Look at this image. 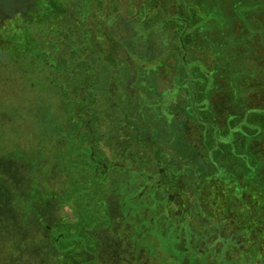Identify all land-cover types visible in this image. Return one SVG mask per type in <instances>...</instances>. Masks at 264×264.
I'll return each mask as SVG.
<instances>
[{"label": "trees", "instance_id": "16d2710c", "mask_svg": "<svg viewBox=\"0 0 264 264\" xmlns=\"http://www.w3.org/2000/svg\"><path fill=\"white\" fill-rule=\"evenodd\" d=\"M171 6L176 9L174 15L170 13ZM225 8L234 14L233 19L252 31L257 18L264 12V0H0V98L5 84L22 75V84H27L24 91L29 92L26 95L31 97L30 93L34 92V98L39 101L35 106L39 111L33 110L31 114L35 121L45 126L43 135L51 132L55 124L52 114H46L52 99L68 116L69 129H60L67 143L56 158L59 166L56 182L66 179L62 209L64 212L69 210L71 216L60 214L58 224L50 228L61 264H95L100 259L101 240L96 233L112 231L108 202L111 192L120 196L121 218L126 224H121L119 218L120 226L113 235L127 242L128 249L132 244L135 249L141 247L139 236L143 235L138 236L136 223L151 218L149 212L153 211L159 218L158 235L154 239L165 235L175 238L171 242L173 250L180 252L176 255L184 257V264H199V261L201 264H230L229 253L232 264H252L249 261L256 255L254 250L242 255L237 248L240 244L232 237L237 230H240V238L247 236L245 227L249 220L252 221V212L259 215L255 228L264 226L261 212L264 189L260 190L251 182L253 168H257L252 165L259 161L258 152L253 156L255 152L247 151L238 139L245 138L253 148L252 140L264 133V112H250V118L253 117L251 127H234L232 133L217 132L215 138L209 130L210 123L195 110L196 107H206V94L197 102L196 91L199 86L203 92L207 91L211 70L207 64L192 60L194 49L202 43L203 50L222 60L229 57L228 49L238 43L231 41L227 45L224 38L216 41L212 36L214 32L220 37L224 22L231 20ZM123 12L128 14L126 20ZM121 17L128 22L126 29L134 33L144 27L152 36L161 35L158 47L150 56L153 62L151 72L162 67L156 61L177 62V90L187 92L186 107L196 113L195 121L205 135L215 172H209V161L208 165L195 162V158L184 155L178 147H172V158L167 160V146L146 135L152 125L142 118L144 103L141 93L137 94L139 101L134 108L147 127L142 131L134 124L138 129L134 128L130 114L125 119L118 118V112L126 116L129 105L127 93L115 92L111 86L116 85L117 67L130 69L129 62L116 61V55L124 49L125 37L118 38ZM101 52L105 56H101ZM101 65L110 67L115 73L107 83L100 81ZM43 83L50 86H43ZM47 89L54 90L52 93L58 99L51 98L52 93L48 95ZM198 103L202 104L199 106ZM21 111L18 107L11 112L10 120L24 122L25 114ZM4 112L0 114L9 121ZM172 121H167L168 132L172 131L176 137L178 131ZM34 154V166L28 165V170L29 177L36 180L40 169L36 162L43 154L38 149ZM225 161L229 164L225 165ZM262 161L264 163V159ZM50 168H41V173L52 175ZM28 199L30 204L32 201ZM31 206L28 217L35 209ZM166 206L169 207L167 210ZM234 214L238 218L237 226L233 224L235 219L230 223L225 218ZM182 217L188 218L184 235L179 232L183 226ZM167 218L169 229L166 233L161 225ZM127 225L133 229L132 235L124 232ZM127 233L131 235V245L130 240L125 239ZM143 234L146 235L145 229ZM149 239L153 238L147 236L146 241ZM183 242L189 243L190 249L181 256L177 244L182 246ZM77 253L79 256H73ZM83 254L93 259L79 261ZM171 260L183 264L175 255Z\"/></svg>", "mask_w": 264, "mask_h": 264}, {"label": "rangeland", "instance_id": "374dc122", "mask_svg": "<svg viewBox=\"0 0 264 264\" xmlns=\"http://www.w3.org/2000/svg\"><path fill=\"white\" fill-rule=\"evenodd\" d=\"M169 9L172 15L176 13L174 6L169 7ZM225 12L231 20L228 23L224 22L225 25L221 28L220 37L214 32L212 36L216 38V41L224 38L226 44L231 43V41H238L236 45H232L228 49L229 57L222 60L217 59L212 52L203 50L200 45L202 43H200L194 49L192 59L195 63L207 64L211 70V81L207 83V91L203 92L200 86L196 91L197 102L203 94H206V107L203 109L196 107L195 110L200 117H203V120L210 123L209 130L215 138L217 132L232 133L234 127L238 128L245 125L251 127L253 117L250 118L252 115L250 112H264V12L257 18V23L254 24L252 31H249L243 23L233 19L234 14L231 11L226 10ZM123 17L126 20L128 14L123 12ZM125 20L122 17L119 20L122 25L119 28L118 38L119 40L125 38L122 43L124 49L116 55V61L132 63L131 65L126 63L130 69H124V71L122 67L119 69L115 67L116 75L112 73L110 67L101 65L99 68V73L102 74L101 82L107 83L110 77H113L111 74H115L116 85H111L112 88L115 89V92L127 93L126 102L128 101L129 105L126 107V116L118 112V118L125 119L130 114L131 122L142 128L143 131L146 122L142 118L145 117V121H149L152 125L149 132L146 133L147 137L149 139L152 137V139L154 138L157 142L167 146L165 148L167 160L172 158V147H178L184 155L195 158V162L208 165L207 161H209L211 163L209 172H215L211 162L212 156L207 151L205 135L200 129V124L195 121L196 113L186 107L187 92L177 90L175 75L177 62L168 60L166 63L165 59L156 61L155 63L160 62L162 67L156 69L157 71L154 73L151 72L153 71V62L150 61V56L152 50L158 47L161 35L152 36L151 31H145L144 27L140 32L134 33L133 30L126 29L128 22ZM101 56H105V54L101 52ZM118 64L120 65V63ZM119 73L123 75L118 76ZM149 75L151 77H148ZM13 81L5 84L4 93L0 98V113L5 110L4 113H7L9 118V121H5L0 114V264H61L58 250L51 240L53 234L50 235V228L58 224L60 214L64 213L67 217L71 216L69 210L66 209L64 212L62 209L66 179L63 178V180H57L59 183L56 182L58 175L56 172H58L57 168L59 167L56 158L67 143V138L60 134V129L63 131L69 129L68 116L56 106L55 100L52 99V105L50 104L46 108V114H52V121L55 124L52 125L51 132L43 135L45 126L39 121H35V116L31 114L33 110L39 111L35 107L39 102L37 98H34L35 93H30L33 97L26 95L27 91L25 92L24 89H26L27 84H22L24 83L22 75L15 77ZM19 81L21 83H18ZM44 85L50 86L46 83H43ZM48 90H46L48 95L54 91ZM109 92H112L110 88ZM27 93L29 94V92ZM139 93L142 94L144 103L142 118L137 115V110L134 108L137 100L139 101L137 98ZM55 97L56 94L52 93L51 98ZM56 98L58 99V97ZM198 104L200 106L202 103ZM18 107L21 108V113L25 114L24 122L10 120L12 117L10 113ZM168 119L173 120L174 129L178 131L176 137H173L172 131L168 132ZM261 135L260 138L252 140L253 148L248 145L249 141L245 138L238 139L239 144H243L247 151L251 149L255 152L253 156H256L257 152L259 154V161L252 165V168H257H253L255 171L251 176V182L256 184L260 190L264 189V163L262 161L264 159V133ZM35 149L41 150V154H43L41 160L36 162L37 168H40L39 171L37 170L38 177L36 180L34 177H29L28 170L30 165L34 166L32 162L35 159ZM245 160L248 161L247 158ZM224 163L225 165L229 164L226 161ZM43 167H51L52 175L42 174ZM239 171L238 169L237 172ZM44 175L46 176L44 177ZM53 176L54 178H51ZM28 198L32 201L30 204ZM119 199L120 196L114 192L108 196L111 219L113 220L112 231L94 232L100 238L99 248H102L101 257L95 264H180L171 260V256L174 255L184 264V257L176 255L180 252L173 250L172 243L175 238L165 235L166 237L154 239L158 235L157 220L159 218L153 211L149 212L151 218L142 219L139 220V224L136 223V227L139 229L138 236L143 235L146 239L149 236L153 239L146 241L143 236H139L142 239L140 240L141 247L139 250L135 249L130 237L133 234V229L127 225L123 229L124 232L131 234L127 233V237H125L126 241L130 240L131 247L128 249V243L118 237L117 240L113 232L120 226L119 221L122 220L121 224L124 222L123 225H126L121 218ZM30 205H32V209L33 207L35 209L32 211L33 214L28 217ZM166 207L167 210L169 207ZM243 208L246 209V206ZM261 212L264 214V202L261 205ZM251 214L252 221L249 220L245 227L247 236L243 239L240 238L241 236L238 235L240 230H237L233 232L232 238L233 241L240 244L237 248L242 255L245 256L254 250L256 255L252 260L250 259V263L264 264V226L259 229L255 228L259 223V215L257 216L253 212ZM225 218L226 221H231L230 223L235 219L233 224L238 225L236 224L238 218L235 214ZM187 221L188 218L182 217L183 226L179 230L182 235H184L183 228ZM168 226L169 218L161 225V229L167 233ZM144 229L146 235L143 234ZM180 245L177 244L178 248H181V256H183L184 252L190 249V245L186 242H183L182 246ZM77 255L79 256L78 253L73 256ZM83 255L81 257L84 259L80 258L79 261L93 259L90 255ZM227 255L230 258L229 263L232 264L233 260L230 253ZM198 263L201 264L200 261Z\"/></svg>", "mask_w": 264, "mask_h": 264}, {"label": "flooded vegetation", "instance_id": "af4514ba", "mask_svg": "<svg viewBox=\"0 0 264 264\" xmlns=\"http://www.w3.org/2000/svg\"><path fill=\"white\" fill-rule=\"evenodd\" d=\"M131 125L133 126L134 125V123H131ZM134 128H136V129H138V127L137 126H133ZM144 128H145V126H144Z\"/></svg>", "mask_w": 264, "mask_h": 264}]
</instances>
